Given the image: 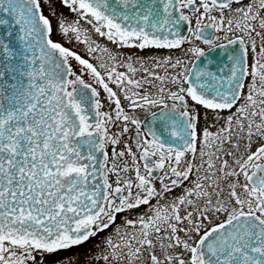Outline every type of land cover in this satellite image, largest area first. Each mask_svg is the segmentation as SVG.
I'll return each instance as SVG.
<instances>
[{
    "label": "snow or ice",
    "instance_id": "snow-or-ice-1",
    "mask_svg": "<svg viewBox=\"0 0 264 264\" xmlns=\"http://www.w3.org/2000/svg\"><path fill=\"white\" fill-rule=\"evenodd\" d=\"M0 264H264V0H0Z\"/></svg>",
    "mask_w": 264,
    "mask_h": 264
},
{
    "label": "flooded vegetation",
    "instance_id": "flooded-vegetation-1",
    "mask_svg": "<svg viewBox=\"0 0 264 264\" xmlns=\"http://www.w3.org/2000/svg\"><path fill=\"white\" fill-rule=\"evenodd\" d=\"M106 234V233H105ZM101 234V235H105ZM101 239L100 236L92 238L89 242L86 244L80 246L79 248H74L72 249L73 252H79V253H84L87 250L95 251V248L93 247L99 240Z\"/></svg>",
    "mask_w": 264,
    "mask_h": 264
}]
</instances>
